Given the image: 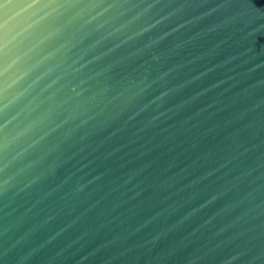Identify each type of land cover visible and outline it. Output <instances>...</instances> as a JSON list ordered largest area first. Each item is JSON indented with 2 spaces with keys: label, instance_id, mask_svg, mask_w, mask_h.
Instances as JSON below:
<instances>
[{
  "label": "water",
  "instance_id": "1",
  "mask_svg": "<svg viewBox=\"0 0 264 264\" xmlns=\"http://www.w3.org/2000/svg\"><path fill=\"white\" fill-rule=\"evenodd\" d=\"M0 264H264V0H0Z\"/></svg>",
  "mask_w": 264,
  "mask_h": 264
}]
</instances>
